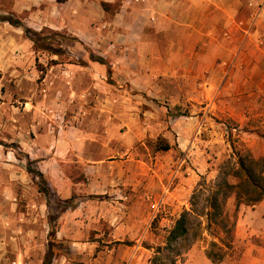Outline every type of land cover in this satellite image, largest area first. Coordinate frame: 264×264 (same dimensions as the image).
I'll return each mask as SVG.
<instances>
[{"label":"rangeland","instance_id":"374dc122","mask_svg":"<svg viewBox=\"0 0 264 264\" xmlns=\"http://www.w3.org/2000/svg\"><path fill=\"white\" fill-rule=\"evenodd\" d=\"M227 2L221 27L143 38L119 5L64 28L0 5V264H150L193 203L173 263L215 264L221 166L264 156V0ZM223 209L236 229L216 264H264V200Z\"/></svg>","mask_w":264,"mask_h":264},{"label":"crops","instance_id":"0c3cea01","mask_svg":"<svg viewBox=\"0 0 264 264\" xmlns=\"http://www.w3.org/2000/svg\"><path fill=\"white\" fill-rule=\"evenodd\" d=\"M228 0H0V5L7 2L12 5V12L21 15L29 14L28 21L35 27L42 25L50 28L66 27V22L72 14L78 20L94 22L105 14L102 4L119 5L123 17L118 16L123 24L126 22H141L140 37L143 38L146 29L157 27L170 30L182 27L192 35L196 34L202 26L214 23V27H221L224 20H228ZM44 6L42 9L40 7ZM0 8V12H1ZM6 13V11L4 12ZM219 17V18H218ZM151 19H155L152 22ZM132 22V23H133ZM200 22V23H199ZM9 24L8 22H3ZM218 24V25H217ZM12 26L11 24H9ZM88 28L92 24H79ZM212 26V24H210ZM14 27V26H12ZM16 28V27H14ZM19 28V27H17ZM210 27L208 28V30ZM193 30V31H192ZM192 31V32H191ZM211 31V30H210Z\"/></svg>","mask_w":264,"mask_h":264},{"label":"trees","instance_id":"16d2710c","mask_svg":"<svg viewBox=\"0 0 264 264\" xmlns=\"http://www.w3.org/2000/svg\"><path fill=\"white\" fill-rule=\"evenodd\" d=\"M103 6L109 5L103 3ZM2 21L16 27L23 26L20 21L9 17L2 19ZM28 31L26 30V32ZM34 36L36 38L33 42L37 48L40 44L39 34L34 33ZM160 148L168 150L169 146ZM231 178L235 179L236 183H232ZM233 196L237 201V208L242 204L254 206L264 200V156L255 158L249 151L237 152L221 166L214 190L208 200L211 208L209 213L210 223L220 227L224 234L222 246H219L217 242H212L211 249L208 252V258L215 264L225 259L227 253L224 249H229L234 241L236 220H231L228 213L224 212L223 209L227 201ZM193 205V211H184L177 219L169 231L167 245L158 249V253L149 261L150 264H175L173 263L175 259L173 254L174 244L190 236L191 231L195 230L193 229L195 221L201 215L196 213V203H193ZM51 255V253L47 255L44 264H52L53 258Z\"/></svg>","mask_w":264,"mask_h":264}]
</instances>
